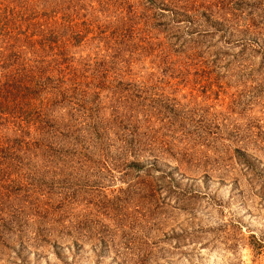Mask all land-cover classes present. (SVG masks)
Instances as JSON below:
<instances>
[{"label": "rangeland", "instance_id": "obj_1", "mask_svg": "<svg viewBox=\"0 0 264 264\" xmlns=\"http://www.w3.org/2000/svg\"><path fill=\"white\" fill-rule=\"evenodd\" d=\"M8 45L49 109L0 124V264H264V0H0Z\"/></svg>", "mask_w": 264, "mask_h": 264}, {"label": "trees", "instance_id": "obj_2", "mask_svg": "<svg viewBox=\"0 0 264 264\" xmlns=\"http://www.w3.org/2000/svg\"><path fill=\"white\" fill-rule=\"evenodd\" d=\"M8 47L9 45L0 51V124L7 122L15 123L17 117L24 115L23 119H26V121L34 117L39 121L38 128L40 131H44L45 126L48 125L47 111L44 109H49V106L43 108L45 104L41 102L39 106L30 107L34 102L27 101V104L25 100L26 98L39 97L37 93L40 92L42 86L50 78L48 75L43 74L46 70V65L41 66L40 64H36L38 62L37 58L29 59L25 57L22 47ZM34 92H36V95ZM48 100L50 99L47 98L46 102ZM27 105H30L28 106L30 107L28 111L24 110V106ZM18 125H20L19 122ZM23 126L21 124L20 128L22 129ZM114 132L124 147V152L128 151L133 157H138L143 147L151 146L150 142H147L143 138V131L139 130V124L121 123L119 128L115 129ZM95 133L98 139L95 144L98 147L102 148L103 142L109 143L105 131L97 129ZM102 135H105L106 139L102 140ZM13 140H17L19 143L22 141V139H17V137ZM6 141L9 143L10 139L7 138ZM11 146L12 144H7L8 148ZM152 159L156 161L158 158L154 156ZM113 165L118 166L116 163H113ZM124 165L128 167L134 166L138 169L140 167L138 166L139 162L137 158L127 160L124 162Z\"/></svg>", "mask_w": 264, "mask_h": 264}]
</instances>
